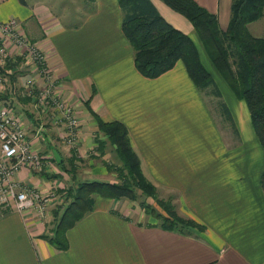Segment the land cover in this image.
<instances>
[{
  "label": "crops",
  "instance_id": "crops-1",
  "mask_svg": "<svg viewBox=\"0 0 264 264\" xmlns=\"http://www.w3.org/2000/svg\"><path fill=\"white\" fill-rule=\"evenodd\" d=\"M66 1L0 0V22L16 20L47 50L55 95L78 123L77 148L68 149L48 117L53 104L45 115L8 94L5 103L22 117L27 140L43 161L40 173L24 169L15 179L44 193L69 186L56 153L65 166L75 162L76 180L112 181L108 167L120 162L96 119L119 121L157 194L172 196L176 214L204 229L182 233L146 224L135 202L97 196L92 211L66 231L67 246L60 250L43 238L50 235L52 210L62 205L57 195L43 218L1 211L0 264H264V150L244 101L218 72L210 74L220 96L200 91L181 61L155 79L141 76L121 30L118 0H69L74 10ZM150 1L193 41L203 64L200 53L206 54L190 22L161 0ZM194 1L216 15L220 30L227 28L231 0ZM248 29L262 36L264 15ZM40 125L45 131L37 139Z\"/></svg>",
  "mask_w": 264,
  "mask_h": 264
},
{
  "label": "trees",
  "instance_id": "trees-1",
  "mask_svg": "<svg viewBox=\"0 0 264 264\" xmlns=\"http://www.w3.org/2000/svg\"><path fill=\"white\" fill-rule=\"evenodd\" d=\"M85 1L92 3L94 0ZM161 1L190 22L214 69L236 98L246 104L254 133L264 150V31L262 36L257 37L248 29L249 24L263 17L264 0H231L229 22L224 31L220 30L216 15L194 0ZM118 4L123 15L121 30L132 47L134 66L141 76L155 79L181 61L196 88L207 95L220 96L210 72L200 61L193 41L169 24L150 0H118ZM20 64V58L5 64V69H14L8 76L12 86H16L18 77L23 73ZM5 69L0 68V73H4ZM10 91L6 90L0 100L5 103ZM16 94L14 98L21 104L31 105L32 99L18 97ZM5 104L13 107L12 102ZM27 116L31 117V114ZM96 122L98 132L106 136L107 141L114 146L120 162L119 167H108L117 182L76 180L75 162L69 160L68 166H65L62 159L59 163L54 159L56 165L69 174L72 183L56 191V197L58 195L66 205L52 210V221L47 224L51 225L47 229L50 235L44 234L43 238L56 249H65L66 231L92 211L97 196L127 199L131 202L144 197L157 203L165 212V216L157 213L150 203L141 202L139 205L143 211L159 219L162 228L182 233H189L190 228L203 230L204 227L194 220L178 216L170 201L158 198L156 187L142 173L140 160L130 144L126 126L119 121L104 122L96 119ZM102 144L99 142V149ZM260 183L264 192V170Z\"/></svg>",
  "mask_w": 264,
  "mask_h": 264
},
{
  "label": "built area",
  "instance_id": "built-area-1",
  "mask_svg": "<svg viewBox=\"0 0 264 264\" xmlns=\"http://www.w3.org/2000/svg\"><path fill=\"white\" fill-rule=\"evenodd\" d=\"M47 50L38 42L29 40L20 24L12 19L0 22V68L5 69L8 61L21 59L27 66V78H21V88H31L34 83H41L38 98L34 99L40 110L45 113L51 104L52 126L56 127L57 138L68 149H76L78 143V123L72 115L71 108L55 95L56 78L47 65ZM14 70V69H13ZM13 70L5 69L0 73V93L17 90L10 85L8 76ZM50 114V111H48ZM36 138L44 135L43 125L38 126ZM40 154L33 150L27 140V131L22 117L12 106L0 101V213L16 211L20 214H33L36 219L43 218L49 211L50 203L56 198V191L44 193L42 190L22 185L15 176L27 169L34 173L43 171Z\"/></svg>",
  "mask_w": 264,
  "mask_h": 264
},
{
  "label": "rangeland",
  "instance_id": "rangeland-1",
  "mask_svg": "<svg viewBox=\"0 0 264 264\" xmlns=\"http://www.w3.org/2000/svg\"><path fill=\"white\" fill-rule=\"evenodd\" d=\"M75 4L76 3H73V2H71V1H69V0H67L66 1V5H67V7H68V10H74V9H76V6H75ZM74 6H75V8H74ZM52 8V7H51ZM56 9H58V7H54V8H52L51 9V11L53 12V11H55ZM59 11H61V8L59 7V9H58ZM57 10V11H58ZM176 13V12H175ZM178 14V13H177ZM253 32H254V34H255V29L254 28H252L251 29ZM25 33V32H24ZM25 35H26V33H25ZM26 37H27V35H26ZM28 38V37H27ZM198 49H200L199 48V46H198ZM201 54V58H202V62H203V65H204V67L209 71V72H211V73H213L214 75H215V72L217 73V71L214 69V67L212 66V64H211V62H210V60L208 59V57H207V55H204L203 53H200ZM21 65V69H22V71H23V73L21 74V76H23V77H25V78H27V75H31V76H34V74H29V72L27 71V66L24 64V61L20 64ZM213 67V68H212ZM214 69V70H213ZM218 74V73H217ZM219 75V74H218ZM220 76V75H219ZM221 77V76H220ZM18 81V80H17ZM41 83L42 82H40L39 84H36V83H34V86H32L31 88H29V89H27V88H21V85H20V88H19V81H18V83L16 82V86L14 85V87H15V89L17 90V94L19 95L18 97H26V98H28L29 100H31L32 99V103H31V105H28L29 107H33V108H36V109H40V107H38L36 104V102L34 101V99H37L38 98V93H39V91H40V89H41ZM21 84V83H20ZM16 94V95H17ZM14 99H16V97L14 98ZM30 104V103H29ZM27 106V107H28ZM32 107H31V109H32ZM28 109V108H27ZM50 115H51V111H50ZM48 117H49V112H48ZM38 129V128H37ZM37 131V130H36ZM35 131V132H36ZM60 145H61V142L59 143ZM113 178H112V181L114 182V181H116L117 182V180H116V177H115V175L114 174H112L111 175ZM101 181V180H100ZM112 181H108V182H111V183H113ZM61 182H63V181H61ZM65 187V186H64ZM158 195V198L160 199V200H163V201H170L172 204H173V197L172 196H170V195H163V194H161V193H159V194H157ZM141 202H145V203H150L151 205H152V207L156 210V212L157 213H160V214H162V215H166L165 214V212L161 209V207L157 204V203H155L154 201H151V200H148V199H146V198H144V197H138V199H137V202H135V205H136V207H137V210L139 211V213H140V215L141 216H143V223H146V224H149V223H156V224H159V223H161V221L158 219H156L153 215H150V214H148V213H146L145 211H143V209H142V207L141 206H139L140 205V203ZM65 203L63 204L62 203V208H64L65 207ZM174 205V204H173ZM48 213H49V211H48ZM48 213L46 214V216L48 215ZM50 221H52V218H51V220ZM51 226V225H50ZM194 228H190V231L191 230H193Z\"/></svg>",
  "mask_w": 264,
  "mask_h": 264
},
{
  "label": "water",
  "instance_id": "water-1",
  "mask_svg": "<svg viewBox=\"0 0 264 264\" xmlns=\"http://www.w3.org/2000/svg\"><path fill=\"white\" fill-rule=\"evenodd\" d=\"M54 157L57 163H59L61 161V159L58 157V155L56 153H54Z\"/></svg>",
  "mask_w": 264,
  "mask_h": 264
}]
</instances>
